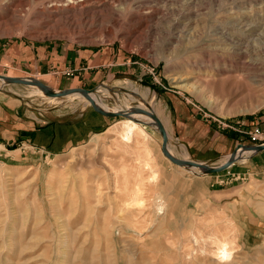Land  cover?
Instances as JSON below:
<instances>
[{"label":"rangeland","instance_id":"1","mask_svg":"<svg viewBox=\"0 0 264 264\" xmlns=\"http://www.w3.org/2000/svg\"><path fill=\"white\" fill-rule=\"evenodd\" d=\"M13 1L0 0L1 76L93 91L117 112L150 110L183 161L220 165L237 145L264 144V34L229 53L213 35L238 41L224 25L234 0H108L111 10L86 19L88 29L26 17L64 0H20L23 9ZM173 101L190 107L195 124L180 125ZM8 115L74 140L50 154L21 141L0 147V264H264L263 152L202 175L168 161L139 114L108 118L81 96L0 82V117ZM124 120L147 136L123 142ZM210 123L233 135L230 149ZM208 143L224 155L207 160ZM224 241L233 253L219 260Z\"/></svg>","mask_w":264,"mask_h":264},{"label":"bare ground","instance_id":"2","mask_svg":"<svg viewBox=\"0 0 264 264\" xmlns=\"http://www.w3.org/2000/svg\"><path fill=\"white\" fill-rule=\"evenodd\" d=\"M240 1H244V0H236V1L234 0V2L229 5L228 9H226L227 11L225 10L226 22H224L225 27L229 28L227 29L228 31L236 32L238 34V41L236 40L234 41L231 37H227V34H224L222 32H218L217 34L214 33L213 35L219 36L215 39L216 42H219L218 46L216 45L217 50H221L223 52H228V51L230 52V51L244 50L245 48L247 49L258 34L259 37L264 34V0H248L250 1V6L248 8L244 6ZM63 5L64 8L59 9L54 4L47 3L44 7L35 8L31 10L26 14V17L28 20L32 18L33 20L37 19L40 20L42 24H49L55 27H58L59 25L68 26L69 28L73 26L75 27L82 26L85 27V29H88L91 26V24L86 22V19L88 18L92 19L94 15H101L103 12H109L111 10V5L109 4L108 0H64ZM13 6L16 9L24 8L23 2L20 0L15 1V4ZM9 16L10 18H17L18 17L17 11L12 10ZM85 24L86 26H83ZM224 28L222 29L223 32H225L226 30V29L224 30ZM91 36L92 35H90V37ZM77 96L80 95L72 94L67 96V98H72ZM90 96L95 100L97 105L101 107V109L109 112H117L110 110L109 108L104 106L94 96V94H91ZM124 114L129 115L130 118H137V116L134 117L135 113L129 112ZM138 117L143 119L145 118L142 115ZM136 134L146 137L148 133L146 132L144 126L133 123L129 120H124L121 124V132H120L121 140L125 143H129L130 141H132L133 136ZM169 152L174 156V154L170 150ZM249 155L251 154L243 153L242 157L245 158L246 156ZM191 171H195V170H191ZM232 253L233 252H231L229 245L224 241V242H219L217 244L214 256L219 260H227L231 258L230 256L232 255Z\"/></svg>","mask_w":264,"mask_h":264},{"label":"crops","instance_id":"3","mask_svg":"<svg viewBox=\"0 0 264 264\" xmlns=\"http://www.w3.org/2000/svg\"><path fill=\"white\" fill-rule=\"evenodd\" d=\"M173 102L174 106L179 108V111L175 110L174 112L176 113L175 115L179 117H177V119H180L182 122L180 125L187 129L190 125L195 124V121H193L195 117L191 115L190 107L185 104L179 106L175 101ZM204 128L212 135H215L214 137H217V135L220 137L216 139L222 143V147L225 146V148L230 149L234 145L235 141L232 138L233 135L229 132L220 135L217 133L215 125H211V123L210 126L206 125ZM211 134H209V136H212ZM62 137L58 133L56 127L52 125L43 127L9 115L8 117H0V147H3L5 151L7 146L21 141L20 143L26 142L33 146L40 147L44 149L47 154H50L56 149L62 151L63 148L67 147V145L74 140L70 139V136ZM207 145L206 148L200 150L201 154L207 156V160L224 155L225 152L221 151L220 147H210L212 145L209 143Z\"/></svg>","mask_w":264,"mask_h":264},{"label":"water","instance_id":"4","mask_svg":"<svg viewBox=\"0 0 264 264\" xmlns=\"http://www.w3.org/2000/svg\"><path fill=\"white\" fill-rule=\"evenodd\" d=\"M0 82L3 84H8V85H21V86H26V87H32L38 90L39 92L43 93L49 98H66L67 96L72 95V94H79L82 98L86 99L90 103V105L93 107V109L97 113H99L100 115L104 117H108V118H118L119 117V118H125L129 120H137V119L130 118L129 115H125L124 112H109V111H105L101 109V107H99L97 103L95 102V100L90 96L91 94H93V91L76 89V90H70V91L57 92L36 81L8 78V77H4L1 75H0ZM135 113L142 115L148 120H150L151 123H148V124L156 127V129L160 133L161 138H162L161 153L163 154V156H165L174 166H177L179 168H182L188 171L198 170L202 172L201 173L202 175H211L215 173H220V172L227 170L229 167L239 162L240 160H242L243 153H250L251 155L247 157H251V156H254L264 151V144L251 145V146L237 145L234 148L233 152L229 156H227L226 161L220 165L200 164V163H194L190 161H183V160L176 158L169 152L167 134L165 132V129L163 128L162 123L153 114V112H151L150 110L143 111V110L138 109L135 111Z\"/></svg>","mask_w":264,"mask_h":264}]
</instances>
